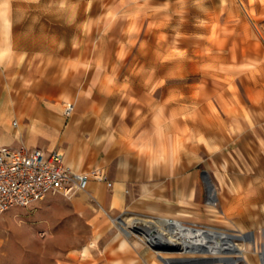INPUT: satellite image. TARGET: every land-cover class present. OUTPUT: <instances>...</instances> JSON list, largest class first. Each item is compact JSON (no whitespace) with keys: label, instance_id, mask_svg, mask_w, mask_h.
Masks as SVG:
<instances>
[{"label":"crops","instance_id":"obj_1","mask_svg":"<svg viewBox=\"0 0 264 264\" xmlns=\"http://www.w3.org/2000/svg\"><path fill=\"white\" fill-rule=\"evenodd\" d=\"M89 1L15 0L14 23L5 20L12 7L0 0V144L59 152L78 173L102 171L106 182L91 181L82 194L108 213L189 218L200 203L201 174L214 173L215 159L226 168L229 156L241 176L236 172L230 198L220 205L236 206L237 215L244 207L264 206V0H239L241 17L232 0H218L219 13L236 15L242 45L253 47L236 70L237 77L251 79L240 87L246 101H236L234 132L229 135L225 121L219 137L206 117L198 123L190 112L181 117L179 103L168 116L163 98L153 101L147 92L135 96L136 88L108 84L110 71L95 63L124 60L125 53L106 49L116 46V38H84V30L112 31L120 21L136 29L153 13L147 8L164 0ZM213 7V0H171L177 14L210 17ZM85 62L97 66V80L87 90ZM68 100L75 101L70 117L64 115Z\"/></svg>","mask_w":264,"mask_h":264},{"label":"rangeland","instance_id":"obj_2","mask_svg":"<svg viewBox=\"0 0 264 264\" xmlns=\"http://www.w3.org/2000/svg\"><path fill=\"white\" fill-rule=\"evenodd\" d=\"M232 1L241 17L240 1ZM88 2L85 0V5ZM151 5L147 8L153 12L149 13L148 22L144 17L137 23L136 29H125V23L120 21L116 30H84L85 39L116 38V46L106 49L111 54L126 55L124 60L95 63L104 65L110 71L105 74L104 80L108 84L136 88L132 90L135 96L147 92L148 98L153 101L163 98V112L168 116L172 115V105L179 103L181 117H187L190 112L197 123L206 117L212 123L213 134L218 137L221 125L228 121L230 135L234 132L230 121L237 114L236 101H246L240 87L251 81L237 77L236 70L242 66L241 58L253 49L252 46L242 45L243 31L237 28L236 15L219 13L218 0H213L216 13L210 17L187 14L182 10L179 14L172 13L171 0ZM4 6L13 9L6 14L8 17L5 20L15 23V0H5ZM129 42L132 44L128 45ZM84 64L83 86L87 90L97 80L94 77L97 66L91 68L94 63ZM194 95L195 106H189L188 99ZM68 102L75 103L74 100ZM247 159L251 161V158ZM218 160L211 162L214 173L207 175L209 183L217 191L216 206L210 208L206 204L207 191L202 173L201 199L195 214L174 220L191 228L253 233L260 242L264 229V206H260L259 210L244 207V213L237 215L236 206L220 205L221 200L225 203L230 198L229 189L235 184L236 172L241 175L230 156L226 168L216 166ZM259 167L262 179L263 153H260ZM152 218L155 217L130 211L108 213L87 201L84 194L71 198L50 196L30 208L15 209L2 216L0 264H161L155 254L157 249L139 236L125 238L117 225L111 222L112 219H123L132 226L135 219ZM134 226V230H127L141 231L144 228L142 222ZM124 241L126 243L122 244ZM72 257L76 260L73 261ZM170 257L173 260L185 258L177 253ZM248 259L249 264H260L256 256L249 255Z\"/></svg>","mask_w":264,"mask_h":264},{"label":"bare ground","instance_id":"obj_3","mask_svg":"<svg viewBox=\"0 0 264 264\" xmlns=\"http://www.w3.org/2000/svg\"><path fill=\"white\" fill-rule=\"evenodd\" d=\"M203 180L207 191L206 204L213 208L218 200L217 191L206 175ZM111 222L117 225L125 238L139 236L157 249L155 254L161 264H249V255L256 256L258 262L264 264V229L259 242L253 233H226L209 228H191L178 220L170 222L164 218L135 219L132 226L123 219H112ZM141 222L144 226L141 231H131L135 229V224ZM124 243L126 241L122 244ZM174 248H178V252L167 251ZM176 253L184 255L185 258L173 260L170 255ZM71 259L76 260L74 257Z\"/></svg>","mask_w":264,"mask_h":264},{"label":"built area","instance_id":"obj_4","mask_svg":"<svg viewBox=\"0 0 264 264\" xmlns=\"http://www.w3.org/2000/svg\"><path fill=\"white\" fill-rule=\"evenodd\" d=\"M73 112L74 105L65 104L64 115L70 117ZM91 181L103 183L106 177L99 170L78 173L70 169L59 152L0 144V219L9 211L30 208L50 196L71 198L85 193Z\"/></svg>","mask_w":264,"mask_h":264}]
</instances>
